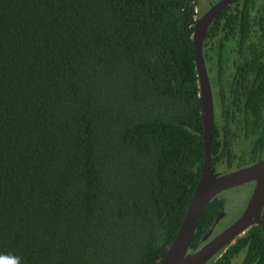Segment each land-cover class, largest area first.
Masks as SVG:
<instances>
[{
  "label": "trees",
  "instance_id": "obj_1",
  "mask_svg": "<svg viewBox=\"0 0 264 264\" xmlns=\"http://www.w3.org/2000/svg\"><path fill=\"white\" fill-rule=\"evenodd\" d=\"M198 1L0 0V264L161 263L204 161ZM203 58L212 164L263 158L264 0L224 7ZM206 264H264L261 227Z\"/></svg>",
  "mask_w": 264,
  "mask_h": 264
},
{
  "label": "water",
  "instance_id": "obj_2",
  "mask_svg": "<svg viewBox=\"0 0 264 264\" xmlns=\"http://www.w3.org/2000/svg\"><path fill=\"white\" fill-rule=\"evenodd\" d=\"M231 1L217 0L213 2L195 20L192 38L201 100L204 161L200 179L187 211L160 264H206L234 238L241 236L253 221L260 223L264 232V218L262 220L260 218L261 209L264 206V158L250 166L224 174H217L212 170L211 140L215 124V112L211 86L203 58V41L213 19ZM250 181H254L255 185L247 205L238 219L200 248L189 251L196 227L209 202L221 192ZM212 230L213 227L203 237L202 241L211 235Z\"/></svg>",
  "mask_w": 264,
  "mask_h": 264
},
{
  "label": "flooded vegetation",
  "instance_id": "obj_3",
  "mask_svg": "<svg viewBox=\"0 0 264 264\" xmlns=\"http://www.w3.org/2000/svg\"><path fill=\"white\" fill-rule=\"evenodd\" d=\"M213 2H215V1H214V0L209 1V7H210V5H211ZM263 158H264V157H263ZM263 158H260V159H257V160H251V161H249V162H247V163H246V162H242V164H241L240 166H238V165L235 164L234 166L226 167V168H225V166H224V167H223V166H222V167H217V166L215 165V163H213V164H212V170H213L214 173H217V174H224V173H228V172H231V171H234V170L240 169V168H244V167L250 166V165L256 163L257 161H259V160H261V159H263ZM212 160H213V158H212ZM254 185H255V182H254V181H250V182H247V183H244V184H240V185H238V186H234V187H232V188L227 189V190H230V189H233V188H236V187H245V190L247 191V197H246V199H245V202H244V204H243V207H242L240 213L238 214V216L235 217V218L230 217L233 208H231L230 205H228V204L226 203V200H225V197H224V193H225L227 190H225V191L221 192L220 194H218V195H221V196L224 198L223 201L225 202V204H224V206L221 207L219 213L215 216L214 222H213V224H212V226H211V228L213 227V230H212V232H211V235H210L205 241H202L203 237L208 233V232H207V233L202 237L201 242H200V243H197V244L195 245V247L193 248V250H196V249L200 248L201 246H203L204 244H206L207 242H209V241H210L211 239H213L218 233H220L221 231H223L225 228H227L228 226H230V225H231L236 219H238V217L242 214V212L244 211V209H245V207H246V205H247V202H248V200H249V198H250V196H251V194H252V191H253ZM218 195H217V196H218ZM215 197H216V196H215ZM260 218H261V220L264 218V206H263L262 209H261ZM214 224H215V225H214ZM213 225H214V226H213ZM253 225H259V226L261 227V230L263 231V229H262V225H261L260 223H258V222H254V221L248 226V228L251 227V226H253ZM211 228H210V229H211ZM248 228H247V229H248ZM210 229H209V230H210ZM247 229H246V230H247ZM209 230H208V231H209ZM246 230H245V231H246ZM244 233H245V232H244ZM244 233H243V234H244ZM263 234H264V232H263ZM230 243H231V242H230ZM193 250H192V251H193ZM222 250H224V249H222ZM218 254H219V252H218L216 255H218ZM216 255H215V256H216Z\"/></svg>",
  "mask_w": 264,
  "mask_h": 264
},
{
  "label": "rangeland",
  "instance_id": "obj_4",
  "mask_svg": "<svg viewBox=\"0 0 264 264\" xmlns=\"http://www.w3.org/2000/svg\"><path fill=\"white\" fill-rule=\"evenodd\" d=\"M198 2L199 4L196 7L197 17L201 16L209 8L208 0H199ZM224 197L226 203L230 205L231 208H233L230 217H237L247 197V191L245 190V187H236L227 190L224 193Z\"/></svg>",
  "mask_w": 264,
  "mask_h": 264
}]
</instances>
